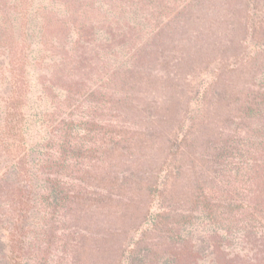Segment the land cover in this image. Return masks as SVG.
Segmentation results:
<instances>
[{"label":"trees","instance_id":"1","mask_svg":"<svg viewBox=\"0 0 264 264\" xmlns=\"http://www.w3.org/2000/svg\"><path fill=\"white\" fill-rule=\"evenodd\" d=\"M0 264H264V0H0Z\"/></svg>","mask_w":264,"mask_h":264}]
</instances>
